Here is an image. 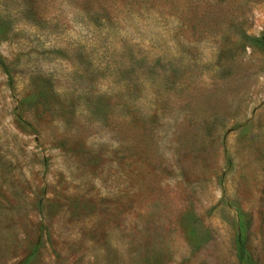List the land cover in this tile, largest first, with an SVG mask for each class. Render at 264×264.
<instances>
[{"label":"rangeland","instance_id":"obj_1","mask_svg":"<svg viewBox=\"0 0 264 264\" xmlns=\"http://www.w3.org/2000/svg\"><path fill=\"white\" fill-rule=\"evenodd\" d=\"M263 43L264 0H0V264H264Z\"/></svg>","mask_w":264,"mask_h":264},{"label":"trees","instance_id":"obj_2","mask_svg":"<svg viewBox=\"0 0 264 264\" xmlns=\"http://www.w3.org/2000/svg\"><path fill=\"white\" fill-rule=\"evenodd\" d=\"M171 9H172V7H171ZM173 9H175V8H173ZM172 18L174 20H176L177 24H181L183 22V20L187 18V11H185V9H183V10L180 9L179 15L178 14L177 15H174V16H172ZM262 46L264 48V43H263ZM244 262H245V264H252V263H250L247 260H245Z\"/></svg>","mask_w":264,"mask_h":264}]
</instances>
